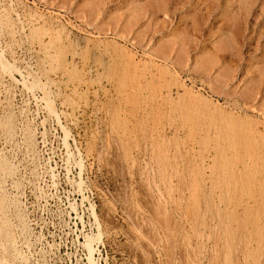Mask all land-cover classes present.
<instances>
[{
  "label": "rangeland",
  "instance_id": "rangeland-1",
  "mask_svg": "<svg viewBox=\"0 0 264 264\" xmlns=\"http://www.w3.org/2000/svg\"><path fill=\"white\" fill-rule=\"evenodd\" d=\"M0 41L57 112L0 73V264H264V0H0Z\"/></svg>",
  "mask_w": 264,
  "mask_h": 264
},
{
  "label": "bare ground",
  "instance_id": "bare-ground-1",
  "mask_svg": "<svg viewBox=\"0 0 264 264\" xmlns=\"http://www.w3.org/2000/svg\"><path fill=\"white\" fill-rule=\"evenodd\" d=\"M10 2V1H9ZM11 3V2H10ZM10 5V4H9ZM24 6V5H23ZM7 8V7H6ZM22 9V8H21ZM15 14V13H14ZM3 15V14H2ZM33 15V14H32ZM40 15V14H39ZM38 16V15H37ZM43 16V15H42ZM32 18V17H31ZM10 19V18H9ZM17 19V18H16ZM12 20V19H11ZM18 20V19H17ZM18 23V22H17ZM59 23V22H58ZM10 24V23H9ZM26 24V23H25ZM8 26V25H7ZM31 34V33H30ZM59 34V33H58ZM49 36V35H48ZM61 36V35H60ZM64 36V35H63ZM70 36V35H69ZM40 37V35H39ZM38 37V38H39ZM25 38V37H24ZM35 39V38H34ZM41 39V38H39ZM59 40V39H57ZM17 41V39H16ZM48 41V40H47ZM1 42V41H0ZM43 43V42H42ZM61 43V42H59ZM21 44V43H20ZM47 44V43H46ZM51 46V45H50ZM1 48V47H0ZM10 48V47H9ZM68 48V47H67ZM61 49V48H60ZM121 49V48H120ZM123 51V50H122ZM51 53V52H50ZM58 54V53H57ZM71 54V53H70ZM34 55V54H33ZM167 58V57H166ZM72 59V58H71ZM154 59V58H153ZM13 60V59H12ZM49 61V60H48ZM58 67V66H57ZM167 68V67H166ZM49 69V68H48ZM27 72V71H26ZM166 72V71H165ZM0 73L7 77L8 80L12 83H18L21 85L24 89L35 91L38 90L41 92V100L44 103L45 109L50 113L54 114V116L57 115L55 105L53 103V99L51 98V92H49L47 83L42 82L38 76H32L31 78L25 76L24 73L17 68L15 65L10 63L4 56L3 52L0 50ZM29 73V72H28ZM32 73V72H31ZM43 74V73H42ZM172 74V73H171ZM35 75V74H34ZM20 78L19 79H17ZM48 80V79H47ZM53 80V79H52ZM76 80V79H75ZM1 81V80H0ZM44 81V80H43ZM81 81V80H80ZM52 82V81H51ZM83 82V81H82ZM172 82V81H171ZM54 83V82H53ZM176 84V83H175ZM60 85V84H58ZM4 86V85H3ZM2 86V87H3ZM8 87V86H7ZM50 87V86H49ZM2 89V88H1ZM187 91V90H186ZM57 95V94H56ZM197 97V95H196ZM195 97V98H196ZM64 111V110H63ZM9 116H12L11 114ZM10 119V118H9ZM12 120V119H11ZM6 121V120H5ZM11 125V124H9ZM24 129V128H23ZM22 129V130H23ZM24 131V130H23ZM4 132V131H3ZM33 133V132H32ZM12 134V133H11ZM26 137V136H25ZM259 137V136H258ZM9 138V137H8ZM14 138V137H13ZM7 140V139H6ZM222 158V157H221ZM3 166V165H2ZM1 166V167H2ZM6 169V168H5ZM8 172V171H7ZM13 176V175H12ZM223 177V176H222ZM227 178V177H226ZM13 179V178H12ZM228 179V178H227ZM5 181V180H4ZM11 185V184H10ZM18 187V186H17ZM3 188V187H2ZM6 197V196H5ZM9 197V196H8ZM1 199V198H0ZM8 202V200H7ZM215 205V204H214ZM21 206V205H20ZM13 207V206H12ZM9 209V208H8ZM23 214V213H22ZM14 218V217H13ZM18 219V218H17ZM20 219V218H19ZM3 220V219H2ZM8 221V220H7ZM237 221V220H236ZM1 222V221H0ZM24 222V221H23ZM7 223V222H6ZM203 224V223H202ZM4 225V224H3ZM13 225V224H12ZM27 225V224H26ZM5 226V225H4ZM260 227V226H259ZM7 228V227H6ZM23 230V229H22ZM30 230V229H29ZM252 232V231H251ZM259 242V241H258ZM19 243V242H18ZM15 245V244H14ZM17 246V245H15ZM248 246V245H247ZM4 247V246H3ZM16 248V247H15ZM248 249V248H247ZM258 249V248H257ZM219 250V249H218ZM252 253V252H251ZM254 253V252H253ZM244 254V252L242 253ZM18 255V254H17ZM251 255V254H250ZM243 256V255H242ZM254 256V255H253ZM12 257V256H11ZM18 257V256H17ZM21 257V256H20ZM13 258V257H12ZM15 258V257H14ZM216 258V257H215ZM219 258V257H218ZM22 259V258H21ZM10 260V259H9ZM90 260V259H89ZM246 260V259H245ZM257 261V260H256ZM15 262V261H14ZM19 262V261H18Z\"/></svg>",
  "mask_w": 264,
  "mask_h": 264
}]
</instances>
